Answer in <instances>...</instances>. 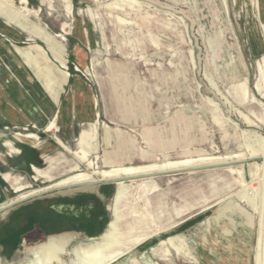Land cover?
I'll use <instances>...</instances> for the list:
<instances>
[{"label": "rangeland", "instance_id": "374dc122", "mask_svg": "<svg viewBox=\"0 0 264 264\" xmlns=\"http://www.w3.org/2000/svg\"><path fill=\"white\" fill-rule=\"evenodd\" d=\"M70 2L72 13L64 0L26 4L0 0V13L6 15L12 7L59 38L68 34L83 38L85 66L70 52L55 61L66 72L80 74L96 91L98 150L89 157L98 168H108L104 155L113 149L112 158L127 165L143 163L144 152L156 161L242 155L129 181L131 196L125 207L138 203L142 210L149 199V221L135 220L129 210L128 218L136 226L133 234L153 236L115 264H135V260L140 264H264V159L257 154L264 149L259 138L264 135V95L255 88L264 56V0ZM120 5L123 10L112 8ZM117 13L130 24L120 23ZM76 65L82 72L75 70ZM245 79L246 98L238 87ZM87 126L69 137L52 126L51 130L0 123V207L22 198V192L53 183L33 170V165L50 169L46 153L63 151L80 163V170L94 171L75 154L80 150L77 138ZM30 132L47 142L44 150L16 138L17 133ZM8 140L19 153L4 145ZM203 165L212 166L189 170ZM6 173L27 186L25 191L16 192ZM108 186L111 220L116 185ZM154 187L158 193H143ZM63 241L68 249L87 242ZM167 248L169 258L164 259L162 251ZM26 251L15 262L3 264H26L32 257L31 248ZM71 257L64 256L65 264Z\"/></svg>", "mask_w": 264, "mask_h": 264}, {"label": "crops", "instance_id": "0c3cea01", "mask_svg": "<svg viewBox=\"0 0 264 264\" xmlns=\"http://www.w3.org/2000/svg\"><path fill=\"white\" fill-rule=\"evenodd\" d=\"M7 9L6 15L0 13V123L34 125L39 129L52 126L69 137L88 124L77 138V147L87 148L89 155L96 152L99 133L96 91L80 74L66 72L55 61L56 57L70 52L73 60L85 66L87 52L83 38L68 33L66 40L59 38L57 33L48 31L18 10ZM33 37L36 39L32 40ZM118 141H122L121 137ZM44 142L41 150L47 147ZM59 143L70 150L60 139ZM112 154L115 149L106 150L103 159L106 167L127 165L114 160ZM44 158L52 163L49 180L53 183L81 169L80 163L70 160L63 151L46 153ZM141 160L143 163L156 161L146 152L142 153ZM108 185L54 189L2 211L1 261L15 262L31 248L32 257L26 264H33L56 249L68 252L63 239L70 243L100 237L110 223V208L106 203L111 194ZM48 238L52 239L41 242Z\"/></svg>", "mask_w": 264, "mask_h": 264}, {"label": "bare ground", "instance_id": "6f19581e", "mask_svg": "<svg viewBox=\"0 0 264 264\" xmlns=\"http://www.w3.org/2000/svg\"><path fill=\"white\" fill-rule=\"evenodd\" d=\"M64 1L66 2L69 13H72L74 9H73V6L70 0H64ZM130 1H135V0H130ZM20 2H22L23 4H26L28 0H20ZM112 8L117 11L123 10L122 5L112 6ZM89 12H91L90 9H89ZM115 18L120 23L130 24V21L128 22L126 21L125 18L120 16V13H117L115 15ZM258 68H259V75L256 79L255 88L257 89L258 92L264 95V56H263V60L258 64ZM238 87L241 90L243 97L246 98L249 93L248 80L245 79L244 81H242L238 85ZM262 121H264V117L262 118ZM16 138L20 141L31 143L34 147H37L40 149L42 145L44 144V141L40 140L38 134L34 132H30L27 134L17 133ZM259 138L262 142H264V135L259 134ZM6 145L14 152H19V148L16 147L12 141L8 140L6 142ZM75 154L79 160H81L82 162L88 163V166L90 168H93L94 171L90 172V171H85V170H78L72 174H69L55 181L53 184L46 186L45 189L42 188V189H38L32 192H22V190L25 191L24 189H26L27 186L22 185L19 182L18 178L13 177L10 174H5L6 180H8L9 182L11 181L12 184L15 185V188H14L15 191L22 192L20 196L22 198H18L17 200L0 207V209L7 207L8 205L14 204L16 202H20L22 200L30 198L32 196H36L43 192L54 190V189L65 187V186L71 187L74 185H77V186L94 185L92 183L99 181V180H113V183H115L116 185V192L114 194V197L111 203L112 219L110 220V223L106 231L100 237L93 239L91 241H87L85 244L77 245L73 247L72 249H69L68 252H64L61 249H56L52 251L51 253H49L47 256H45V258H43L42 260L37 261L33 264H65L64 256L66 254L72 255V257L69 259V264H113V263L115 264V262H117L122 257L130 253L135 246L145 243L149 238L153 236L152 233L142 236V237L135 236L133 234L136 226L133 225L128 218L129 210H131V213H132L131 215L134 216L135 218L140 217V218H143L149 221L150 220L148 218L149 199L145 200L146 206L142 210H138V207H137L138 203H136L132 207H125L127 205L125 203H127V201L129 200L131 196V189H130L129 181H131L132 179H137V177L139 176H140L139 178L157 176V175L163 174L160 172H166L169 170L171 171L179 167H185V166H191V165L203 164V163H214L221 159H231L233 157H242V155L239 153V154H232V155H227V156H212L211 155V156H201L198 158H183L180 160H169L168 158H166L162 161H152V162H147L144 164L141 163V164H136V165H111L110 167L106 169H100L97 167L96 163L89 158V150L87 148L82 146L80 150L75 152ZM257 154H261L264 159V149L262 152L257 153ZM257 154L255 153L254 155H257ZM249 157H247V159H249ZM106 162L108 163V161ZM229 163L230 162L214 164V165H225ZM263 164H264V160H263ZM206 166H212V165H203V166H199L196 168H189V170L203 168ZM33 170L36 173H38L39 176H41V178L43 179L49 180L52 178V175L49 170L44 171L43 169H40L35 165H33ZM96 175H100L107 179H104V178L96 179L95 178ZM126 177L129 179L125 180L124 178ZM34 192H38V193L32 194ZM145 192H147L146 193L147 196H148V193L154 195L159 192V188L154 187L151 189V191L150 190L148 191V189L147 190L144 189L143 193ZM135 220H137V218ZM164 242H165L164 240H161L160 245L162 246V243ZM162 252H163L162 257L164 259H168L170 250L167 248L166 250ZM0 264H3V262L0 261ZM135 264H140V263L138 262V260H135Z\"/></svg>", "mask_w": 264, "mask_h": 264}, {"label": "water", "instance_id": "95a60500", "mask_svg": "<svg viewBox=\"0 0 264 264\" xmlns=\"http://www.w3.org/2000/svg\"><path fill=\"white\" fill-rule=\"evenodd\" d=\"M139 177H140V176H139ZM139 177H137V178H139ZM124 179H125V180H128L129 178L126 177V178H124ZM109 183H113V180H99V181L93 182L92 184H94V185H101V184H109ZM74 186H77V185H74ZM74 186H71V187H74ZM64 188H68V186L61 187V188H57V189H64ZM47 192H48V191H47ZM44 193H46V192H43V193L38 194V195H36V196L42 195V194H44ZM36 196H32V197H30V198H33V197H36ZM30 198H27V199H25V200H28V199H30ZM25 200H22V201H20V202H23V201H25ZM16 203H19V202H16ZM16 203L11 204V205H8L7 207L1 208V209H0V213H1L2 211H4L5 209L10 208L11 206L15 205Z\"/></svg>", "mask_w": 264, "mask_h": 264}, {"label": "built area", "instance_id": "2783aa9c", "mask_svg": "<svg viewBox=\"0 0 264 264\" xmlns=\"http://www.w3.org/2000/svg\"><path fill=\"white\" fill-rule=\"evenodd\" d=\"M75 70H76V71H79V72H82V70H81V69L79 68V66H77V65L75 66Z\"/></svg>", "mask_w": 264, "mask_h": 264}]
</instances>
